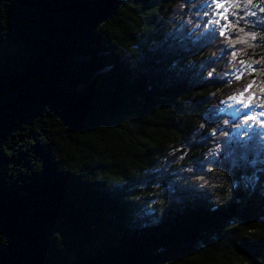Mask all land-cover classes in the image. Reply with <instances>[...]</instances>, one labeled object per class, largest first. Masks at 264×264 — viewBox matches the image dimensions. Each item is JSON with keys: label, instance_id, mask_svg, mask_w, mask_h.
I'll return each instance as SVG.
<instances>
[{"label": "trees", "instance_id": "16d2710c", "mask_svg": "<svg viewBox=\"0 0 264 264\" xmlns=\"http://www.w3.org/2000/svg\"><path fill=\"white\" fill-rule=\"evenodd\" d=\"M224 6L0 0V264H264V124L220 112L264 114V0Z\"/></svg>", "mask_w": 264, "mask_h": 264}, {"label": "rangeland", "instance_id": "374dc122", "mask_svg": "<svg viewBox=\"0 0 264 264\" xmlns=\"http://www.w3.org/2000/svg\"><path fill=\"white\" fill-rule=\"evenodd\" d=\"M202 1L205 2V0ZM217 3L223 6L218 8ZM209 9L211 16L216 15L219 17L225 9L224 0H216ZM244 105H251V107L246 108ZM220 112L225 115V121L230 124L229 127L233 128L237 133L251 126L252 123L248 119L250 116L260 122V124H264V114L257 109L251 97L244 100L240 97H235V99L227 98L221 103Z\"/></svg>", "mask_w": 264, "mask_h": 264}, {"label": "snow or ice", "instance_id": "6c2138e0", "mask_svg": "<svg viewBox=\"0 0 264 264\" xmlns=\"http://www.w3.org/2000/svg\"><path fill=\"white\" fill-rule=\"evenodd\" d=\"M215 2H216V0H205V3L207 4L208 7H211L212 4L215 3ZM222 6H223V5L217 3V7H218V8H219V7H222ZM205 14H207V13H205ZM221 34H223V33H221ZM252 39H256V37L253 36ZM237 42H239V43H246V41H244V40H242V39L239 40V41H237ZM233 46H234V45H233ZM240 63H241L242 65H244V67L241 68V69H238V70H237L238 74H234V75H235V79H241V78L243 77V75L245 74V71H246L247 69L251 68V65H245V62H244V61H240ZM256 63H259V61H257ZM261 71H264V68H262ZM229 82H231V81H229ZM255 84H256V81L253 80L251 83H249V84H248V85H247V86L241 91L240 95L243 96L244 93L247 92L250 88H252L253 85H255ZM261 91L264 92V89H261ZM231 98H232V99H235V97H231ZM244 107L248 108V107H251V105H244ZM259 107H264V105H259ZM237 111H238V110H237ZM225 135H227V134L225 133Z\"/></svg>", "mask_w": 264, "mask_h": 264}]
</instances>
